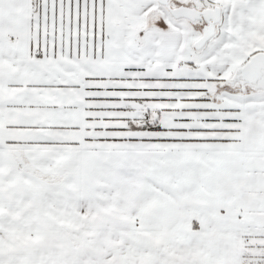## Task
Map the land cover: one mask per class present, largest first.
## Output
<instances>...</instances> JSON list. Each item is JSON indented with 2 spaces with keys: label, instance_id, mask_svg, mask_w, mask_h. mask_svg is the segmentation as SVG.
I'll return each instance as SVG.
<instances>
[{
  "label": "snow or ice",
  "instance_id": "1",
  "mask_svg": "<svg viewBox=\"0 0 264 264\" xmlns=\"http://www.w3.org/2000/svg\"><path fill=\"white\" fill-rule=\"evenodd\" d=\"M0 264H264V0H0Z\"/></svg>",
  "mask_w": 264,
  "mask_h": 264
}]
</instances>
